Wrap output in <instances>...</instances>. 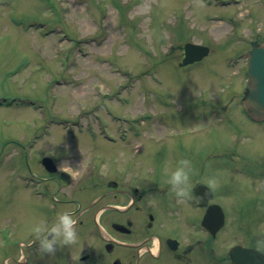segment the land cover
Here are the masks:
<instances>
[{
    "label": "rangeland",
    "instance_id": "obj_1",
    "mask_svg": "<svg viewBox=\"0 0 264 264\" xmlns=\"http://www.w3.org/2000/svg\"><path fill=\"white\" fill-rule=\"evenodd\" d=\"M231 1L0 0V99L14 101L0 107V264L28 258L27 155L55 148L54 139L65 132H88L86 119L96 125L91 132L140 135L122 143L65 136V144L122 158L142 144V163L152 169L185 157L192 173L202 169L204 179L215 177L210 186L223 193L227 208L230 199L250 195L251 175L244 173L264 169V123L248 121L240 99L246 51L251 41L264 43V0ZM41 29L54 32L45 36ZM186 42L210 52L180 69ZM24 101L34 104L20 105Z\"/></svg>",
    "mask_w": 264,
    "mask_h": 264
},
{
    "label": "flooded vegetation",
    "instance_id": "obj_2",
    "mask_svg": "<svg viewBox=\"0 0 264 264\" xmlns=\"http://www.w3.org/2000/svg\"><path fill=\"white\" fill-rule=\"evenodd\" d=\"M56 140L55 149L46 148L28 168L42 189L40 198L29 188V224L38 216L51 219L57 211L69 210L77 219L80 240L45 253L31 235V264H264V169L251 177L259 181L260 191L247 197V204L238 196L227 209L220 196L194 195L197 185H208L202 169L191 173L193 196L178 198L166 183L163 165L152 169L142 163V144L127 148L122 158L96 148L64 151L58 146L74 143ZM44 157L51 160L49 169L42 164ZM146 167H151L150 174H145ZM211 204L222 207V226H217V213L204 221Z\"/></svg>",
    "mask_w": 264,
    "mask_h": 264
},
{
    "label": "clouds",
    "instance_id": "obj_3",
    "mask_svg": "<svg viewBox=\"0 0 264 264\" xmlns=\"http://www.w3.org/2000/svg\"><path fill=\"white\" fill-rule=\"evenodd\" d=\"M166 183L174 194L188 200L192 192V163L185 157L170 159L164 167ZM205 183L216 184L215 177H207ZM31 232L38 240L39 248L45 253H52L62 245H72L80 240L77 219L69 210H59L49 219L42 216L33 220Z\"/></svg>",
    "mask_w": 264,
    "mask_h": 264
},
{
    "label": "water",
    "instance_id": "obj_4",
    "mask_svg": "<svg viewBox=\"0 0 264 264\" xmlns=\"http://www.w3.org/2000/svg\"><path fill=\"white\" fill-rule=\"evenodd\" d=\"M251 46L248 55V84L243 105L251 119L260 120L264 118V45L253 42ZM207 54L208 48L187 43L184 45V58L180 65L199 61ZM213 210L212 207L209 211Z\"/></svg>",
    "mask_w": 264,
    "mask_h": 264
}]
</instances>
